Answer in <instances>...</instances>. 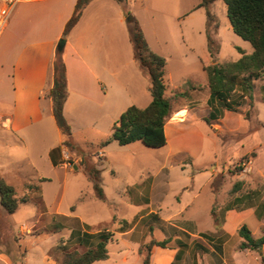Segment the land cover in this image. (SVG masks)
<instances>
[{
  "label": "crops",
  "instance_id": "0c3cea01",
  "mask_svg": "<svg viewBox=\"0 0 264 264\" xmlns=\"http://www.w3.org/2000/svg\"><path fill=\"white\" fill-rule=\"evenodd\" d=\"M109 1L115 0H95L87 15V6L84 7L78 22L65 38H62L64 26L76 0L17 3L0 27V178L13 188L16 200L27 198L25 202L18 203L15 211L23 209L24 214H28L21 221L10 222L6 220V211L0 204V225L6 224L10 238L5 241L0 229V264H15L17 260L14 226L18 231L29 234L35 233V229L38 233L40 229L41 232L47 229L55 233L66 230L68 236L70 225H75L76 243L72 248L76 251L82 243L87 248L95 246L101 230L127 237L135 232L138 225L135 220L128 224L121 218L123 228H114L112 232L113 229H106L96 219L91 222V216L83 211L86 196L78 201L82 208L78 206L74 210L63 205L68 165L54 145L51 101L45 97V92L52 85V62L61 39L64 40V47L58 51L61 52L67 81L64 118L70 126H82L81 130L87 132V129H91L90 143L98 146L94 154L98 153L100 164L106 165L117 183L120 182L113 184L114 191L108 199L102 190L101 201L108 208L118 205L141 207L138 221L151 219L172 232L163 240L165 247L152 246L149 264H188L187 261L189 264H264V204L251 203L253 198L249 192L233 196L243 183L240 181L232 186L228 184L227 191L231 188L228 201H220L219 207L215 203L221 197L218 193L221 189L214 186V180L225 174L224 165L218 159L223 142L220 134L224 129L230 132L239 130L238 124L232 125L230 120L238 119L244 104L237 112L224 110L215 119H208L207 81L202 85L187 82L189 85L185 88L186 83L182 84L177 92L185 93L178 99L182 101L172 106V112L165 122L166 144L156 148L160 152L149 153L144 150L146 148L135 146L137 141L125 146H119L116 142H110L104 148L99 146L110 136L114 122L129 106L145 108L151 101L147 77L140 92L136 93L131 89L135 71L127 74V71L120 72L115 65L106 63L110 60L103 58L105 53H115L118 41L125 40L128 33L121 10H116ZM124 1L130 3V0ZM199 3H195L193 8H197ZM109 12L113 13L112 17L105 15ZM99 18L106 20L100 21ZM95 34L98 38L93 40ZM255 81L260 82L252 81L253 87ZM173 94L166 93V96ZM56 129L62 150L65 148L61 145L64 138ZM19 146L22 149L32 147L40 150V157L45 162L41 164V169L27 155L21 157L15 153ZM83 163L102 170L103 165L96 167L89 159L85 158ZM133 165L136 166L141 185L147 184L131 190L135 191L134 199L125 191L130 189L126 174ZM42 168L50 174H44ZM61 171L63 177L60 176ZM54 180L56 186L53 185ZM232 180L234 176L226 181L229 183ZM123 191L126 195H122ZM89 197L96 198L95 194H89ZM202 198H205L204 202ZM242 203L244 206L239 207L238 204ZM201 208L208 215V226L203 231L197 224L198 215H194ZM108 221L114 222V217H109ZM241 226L248 230L253 240H262L263 243L256 248L249 245L240 248L242 243H246L238 235ZM183 236L188 243L183 242ZM79 239H82V243ZM148 240L154 241L152 238ZM42 241L36 238L31 242L30 248L23 252V264L29 263L30 252L34 250L40 253L39 264H55L53 250L56 245L51 246L50 251L42 250L38 247ZM6 243L13 249L12 255L8 248L5 250ZM69 243H62L61 251L66 253L68 250L65 246ZM197 246L201 248V254L197 253ZM99 262L102 261L92 264Z\"/></svg>",
  "mask_w": 264,
  "mask_h": 264
},
{
  "label": "rangeland",
  "instance_id": "374dc122",
  "mask_svg": "<svg viewBox=\"0 0 264 264\" xmlns=\"http://www.w3.org/2000/svg\"><path fill=\"white\" fill-rule=\"evenodd\" d=\"M199 1L201 0H130V3H127L124 0L109 1L116 10H121L122 16H124V26L127 31L129 26H131L133 22H136L143 31V35H145V40L147 41L149 48L165 59L163 78L166 84L167 94L177 93L182 87V84L187 82L196 85L205 84L206 75L203 71L205 66L211 65L214 62L225 63L235 61L240 57L241 51L248 54L252 50L251 45L247 41L242 40L231 30L225 10L226 6L223 1L214 0L212 4L209 3L207 6V8L216 16L215 22L217 24V28L213 33V39L217 43L218 52L215 57L212 58L206 46V8H193V5ZM94 2L95 0H87V7L85 6L86 15L92 10ZM105 15L112 17L113 13L109 12ZM129 17L132 18L131 22L128 21ZM98 20L101 21L106 19L99 18ZM97 38V34L92 37L93 40H96ZM117 46L118 48L115 53H105L103 58L110 60L106 61V63L110 62L111 65H115L116 69L120 72L127 71V74L131 70L135 71V75L131 81V84L133 85L131 86V89L136 93L140 92L142 85L146 82V76L142 73L133 58V47L129 39V31L125 40H119ZM124 63H128V65L125 66ZM254 86L255 87H253L252 91L253 105L251 110L246 104H244V106L241 107L243 108V111L239 113L238 119L234 118L230 120L232 125L235 123L238 124L237 128L239 130L230 132L224 129L220 134L223 142L222 147L220 146L221 148L218 152V159H220L221 163L224 165L223 171H225V174L221 176V178L218 177L214 180V186L217 187V189H221L218 191L221 197L217 198L215 201L217 207L221 205L220 201H228L230 199L229 190L231 188L228 191L226 189L228 188V184H231L232 186L233 183L238 181L243 183H241L242 185L240 186L239 191L234 193L233 196L235 194L241 195L249 192L253 198V201L249 199L251 200V203L264 204V80L260 82L255 81ZM181 101L182 100H176L173 105H176ZM247 110L249 111L250 116L245 118L244 115ZM45 121L46 120H44L43 123ZM51 122L55 128V138L53 139L55 141L54 145L56 148H59L60 137L57 133L54 121ZM81 128L83 127L75 125L70 126L72 133L71 142L77 149H80L83 155L74 151L72 146L65 147L70 159L76 160V162L74 161L70 163L67 167L68 177L65 184L66 192L63 199V205H66L64 207H70V209L72 208L74 210L78 206L82 208V204L79 205L78 201L79 199H82V196H86V201L84 203L85 208L83 209L84 213L91 216V222L96 219L98 222H101L102 226L106 227V229H109L110 231L113 229L112 232L115 231L114 228H123L124 224L120 221L121 218H123L128 224H131L133 220L136 221L135 224L138 222L135 232L127 237H120L116 233H111V235H109L108 244H106L108 259L99 262V264H142V258L145 254L143 245L150 242L148 239L152 238L156 242H162L164 238H168L172 232L151 219L147 220V222H145L146 220L143 222L138 221V212L141 207L133 205H118L108 208L106 203L101 201L102 199L89 197V194L94 195L95 192L91 183L86 179L87 176L84 172V167L82 166L85 158L94 162L96 167L103 165L102 170H100L99 173L98 184L101 190L104 191L107 199L111 197V193L114 191L113 184H119L120 182L117 183V180L115 179L116 177L111 174V171L106 165L100 164L98 153L94 154V151H96L98 146L96 143H90L92 135L91 129H87V132L81 130ZM135 144V146L146 148L144 150H147V152L152 154L160 152L159 149L145 147L140 141H137ZM250 149L252 150L246 155L247 160H243L242 155ZM14 151L17 155H21V157L27 155L31 160H35L33 162L37 164L38 169H41V164L45 163L40 157L39 149L32 147L22 149L19 146V148ZM256 157L257 159H255ZM24 160H22V162H24ZM243 162L244 164H242ZM77 164L79 166H77ZM74 166H76L75 169ZM23 168H26L25 165H23ZM26 172H31V170L24 171L23 173L26 174ZM43 173L46 175L50 174L48 170H43ZM60 176L63 177L62 171ZM232 176H234V180L227 183V178H231ZM174 180L177 181V179ZM126 181L129 182L130 189L125 191H127V193L134 199L136 194L135 191L131 190H135L138 187L139 189L141 188V182L138 179L135 165L128 170ZM54 184L56 186L55 180L53 181V185ZM23 189L24 187L22 190ZM125 191L122 192V195H126ZM201 200L204 202L205 198H202ZM245 202H247V200ZM238 206H244V203L238 204ZM5 214L6 220L10 222H18L21 221V219H24V216L25 218L28 216V214H24L23 209L14 211L11 214ZM194 215H198L197 224L200 229L202 231L206 230V227L208 226V215L204 211V208H201L199 212ZM109 217H114V222L111 223L108 221ZM0 229L4 234V240L9 241L10 238L8 231L6 230V224H1ZM75 231L76 226L70 225V228L67 231L68 236L66 230H63L62 233H55L48 231L47 229H44L42 232L40 229L39 233L38 230L35 229V233L29 234L25 231H18L14 226L13 236L18 245V247L15 246L14 249L17 259L15 264H23V252L30 248L31 242L36 240V238L43 240L42 244L38 245L42 250L50 251L49 249L52 248L51 246L56 245V249L53 250V252H55V256L53 257L56 261L55 264H60L64 254V252L61 251L62 243L65 244V242H70L68 246H65L68 250L66 253L74 251V248H72L74 246L72 245L76 243L74 240L76 238ZM101 233H104L103 230H101ZM139 234L143 237L141 238V235ZM33 235H36V238ZM185 238L186 237L184 236L182 237L183 242L188 243ZM81 240L82 239H79L78 241L82 243ZM15 241H13L14 244ZM5 246V250L7 251L8 248L10 255H12L13 249L9 248L10 246L8 243H6ZM82 247H84V249ZM85 247L86 245H83L82 243V246H78L76 251L83 253L86 251L87 247ZM140 250L144 251L143 254L139 253ZM197 253L201 254V248L198 246ZM30 254L31 257L28 264H39L40 253L37 254L34 250L30 252ZM187 262L189 264V261Z\"/></svg>",
  "mask_w": 264,
  "mask_h": 264
},
{
  "label": "trees",
  "instance_id": "16d2710c",
  "mask_svg": "<svg viewBox=\"0 0 264 264\" xmlns=\"http://www.w3.org/2000/svg\"><path fill=\"white\" fill-rule=\"evenodd\" d=\"M213 1L201 0L197 5V7L206 8V46L212 58L218 52L217 43L213 39L217 24L214 15L207 6ZM222 1L226 6V14L231 30L242 40L247 41L252 50L248 54L241 51L240 57L235 61L214 62L203 68L209 89L207 103L210 107V114L208 119H215L224 110L237 112L243 104L248 105L251 110L253 105L252 81L264 80V0ZM86 4L87 0H76L73 12L64 26L62 38H65L78 22ZM128 31L133 47V58L149 81L147 91L151 101L145 108L129 106L114 122L110 136L100 142L99 146L104 147L110 142L125 146L140 141L145 147L160 148L166 144L164 125L167 117L172 112L173 103L183 97L185 93H174L172 96H166V84L163 78L165 59L149 48L142 30L136 22L129 26ZM188 85L186 83L185 88ZM45 97L51 101L54 122L64 138L61 145L64 147L72 146L74 151L81 154L80 149H77L71 142L70 126L63 115V106L67 97V81L61 52L58 50L55 51L52 62V85L45 92ZM249 116L247 110L244 117L248 118ZM208 119L206 118L205 121L208 122ZM56 150L60 151L61 154L60 147ZM243 160H247V156H244ZM82 166L88 181L92 185L95 196L103 199V193L98 184L100 170L89 167L85 163ZM26 200L25 197L16 200L13 188L0 178V204L6 213H13L18 203H23ZM109 235L111 234L108 232H100L97 244L83 253L76 251L64 253L60 264H92L106 260L108 257L106 244ZM238 235L246 241V243L240 245V248L247 245L256 248L263 243L262 240H253L244 226L238 229ZM165 244V241H150L143 245L145 254L142 258V264H149L152 246L163 248ZM143 252L139 251L140 254H143Z\"/></svg>",
  "mask_w": 264,
  "mask_h": 264
},
{
  "label": "built area",
  "instance_id": "2783aa9c",
  "mask_svg": "<svg viewBox=\"0 0 264 264\" xmlns=\"http://www.w3.org/2000/svg\"><path fill=\"white\" fill-rule=\"evenodd\" d=\"M26 1H30V0H0V27H2L5 24V22L7 20V16L9 14V12L11 11L12 7L17 3L26 2ZM61 156L67 165H70V163H72L74 161L76 162V160L70 159L68 151L66 150V148H63L61 150ZM244 162H246V161H244ZM244 162L242 164H244ZM239 167H241V166H239Z\"/></svg>",
  "mask_w": 264,
  "mask_h": 264
},
{
  "label": "water",
  "instance_id": "95a60500",
  "mask_svg": "<svg viewBox=\"0 0 264 264\" xmlns=\"http://www.w3.org/2000/svg\"><path fill=\"white\" fill-rule=\"evenodd\" d=\"M131 20H132V18L129 17V18H128V21H131ZM63 47H64V40L61 39V40H59V42H58L57 49H58L59 51H62Z\"/></svg>",
  "mask_w": 264,
  "mask_h": 264
}]
</instances>
